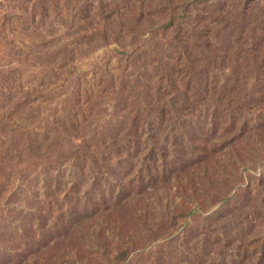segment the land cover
<instances>
[{
	"label": "rangeland",
	"instance_id": "1",
	"mask_svg": "<svg viewBox=\"0 0 264 264\" xmlns=\"http://www.w3.org/2000/svg\"><path fill=\"white\" fill-rule=\"evenodd\" d=\"M0 264H264V0H0Z\"/></svg>",
	"mask_w": 264,
	"mask_h": 264
}]
</instances>
